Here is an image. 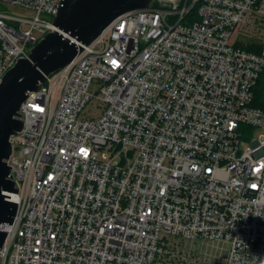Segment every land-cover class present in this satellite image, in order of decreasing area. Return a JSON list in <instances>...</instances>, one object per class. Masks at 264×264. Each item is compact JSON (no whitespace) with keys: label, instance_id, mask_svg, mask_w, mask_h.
<instances>
[{"label":"built area","instance_id":"1","mask_svg":"<svg viewBox=\"0 0 264 264\" xmlns=\"http://www.w3.org/2000/svg\"><path fill=\"white\" fill-rule=\"evenodd\" d=\"M61 3L0 0V83ZM250 25L264 0H153L77 42L20 107L0 264H264V48L236 43Z\"/></svg>","mask_w":264,"mask_h":264},{"label":"water","instance_id":"2","mask_svg":"<svg viewBox=\"0 0 264 264\" xmlns=\"http://www.w3.org/2000/svg\"><path fill=\"white\" fill-rule=\"evenodd\" d=\"M153 0H62L50 30L31 48L29 57L19 58L0 83V249L12 223L18 203L5 191L17 192L9 177L7 160L12 154L11 136L23 128L19 110L29 91L38 89L50 75L73 61L78 53L77 42L89 44L119 15L149 7Z\"/></svg>","mask_w":264,"mask_h":264},{"label":"rangeland","instance_id":"3","mask_svg":"<svg viewBox=\"0 0 264 264\" xmlns=\"http://www.w3.org/2000/svg\"><path fill=\"white\" fill-rule=\"evenodd\" d=\"M1 9L4 10L6 13L23 17H30L32 14L31 10H27L25 8L11 4H2ZM236 43L253 50H262L264 48V25L261 26L260 29H257L256 27L254 28L251 25L242 27L236 37ZM99 111L100 110L97 106V103L93 102L92 104H88L85 107L84 115L88 117L95 116L98 115ZM195 247L196 248H193L199 252V248L197 246ZM200 248L202 253L211 252L210 247L200 246ZM189 261L190 264H201V262L197 258H190Z\"/></svg>","mask_w":264,"mask_h":264},{"label":"trees","instance_id":"4","mask_svg":"<svg viewBox=\"0 0 264 264\" xmlns=\"http://www.w3.org/2000/svg\"><path fill=\"white\" fill-rule=\"evenodd\" d=\"M253 51L260 52L261 50H253ZM253 105L264 110V70L261 72L260 77L256 83V86L254 87Z\"/></svg>","mask_w":264,"mask_h":264},{"label":"snow or ice","instance_id":"5","mask_svg":"<svg viewBox=\"0 0 264 264\" xmlns=\"http://www.w3.org/2000/svg\"><path fill=\"white\" fill-rule=\"evenodd\" d=\"M83 151V150H82Z\"/></svg>","mask_w":264,"mask_h":264}]
</instances>
